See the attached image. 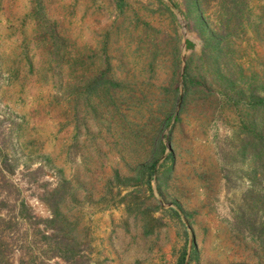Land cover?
<instances>
[{"label": "rangeland", "instance_id": "374dc122", "mask_svg": "<svg viewBox=\"0 0 264 264\" xmlns=\"http://www.w3.org/2000/svg\"><path fill=\"white\" fill-rule=\"evenodd\" d=\"M192 5L0 0V264H264V24L205 54Z\"/></svg>", "mask_w": 264, "mask_h": 264}, {"label": "trees", "instance_id": "16d2710c", "mask_svg": "<svg viewBox=\"0 0 264 264\" xmlns=\"http://www.w3.org/2000/svg\"><path fill=\"white\" fill-rule=\"evenodd\" d=\"M192 4V7L199 14L197 30H199L201 36L207 34V37H205V54L223 53L226 49L233 48L234 39H243L252 28L259 32L260 24H264V3L261 7L256 6L254 5V0H192ZM212 50L216 52L214 53ZM188 68L189 63L187 62L185 71L182 74L184 78L183 86L186 91L188 90L186 81ZM92 88V83L87 84L86 89L88 92ZM180 92V85H178L176 87L177 105L181 99L182 104L184 103L185 97ZM249 101L253 106H264V92L260 93L259 90L253 91ZM176 104L174 103L171 111L167 112L166 121L164 119L163 125H168L171 122V118L177 116ZM242 141L243 146L245 148L249 147L252 151V162L258 164L263 155L264 132H259L258 130L252 131ZM155 145L157 148L141 164L140 179L155 178L156 166L167 149L162 130L155 138ZM168 158L174 157L172 154H169Z\"/></svg>", "mask_w": 264, "mask_h": 264}]
</instances>
